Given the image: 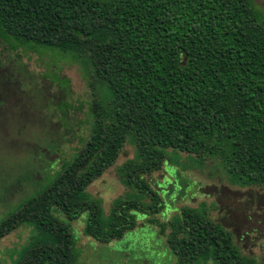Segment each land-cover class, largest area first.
I'll return each instance as SVG.
<instances>
[{
	"label": "trees",
	"instance_id": "1",
	"mask_svg": "<svg viewBox=\"0 0 264 264\" xmlns=\"http://www.w3.org/2000/svg\"><path fill=\"white\" fill-rule=\"evenodd\" d=\"M0 42L8 59L22 50L55 67L50 77L66 92L63 65L90 60L111 97L95 103L94 128L76 157L0 223V241L22 226L48 235L19 264H77L71 223L84 213V234L101 243L154 226L174 264H262L206 202L161 219L158 185L177 157L179 174L207 173L211 163L227 185L264 189V12L254 0H0ZM128 144L134 157L116 170L124 193L105 217L88 188ZM162 170L153 186L148 176Z\"/></svg>",
	"mask_w": 264,
	"mask_h": 264
},
{
	"label": "rangeland",
	"instance_id": "2",
	"mask_svg": "<svg viewBox=\"0 0 264 264\" xmlns=\"http://www.w3.org/2000/svg\"><path fill=\"white\" fill-rule=\"evenodd\" d=\"M254 1L264 12V0ZM6 48L0 42V76L6 80L0 81V223L47 188L76 157L94 128L95 103L107 105L111 99L106 86L93 80L90 60L63 65L60 76L70 80L66 92L52 81L55 67L49 70L36 55H25L22 50L18 58L11 54L8 59ZM134 154L135 148L126 145L117 163L88 188L102 199L105 217L124 193L116 170ZM170 160L173 163H165L169 177L158 184L164 189L166 206L159 217H171L180 205L197 207L206 202L209 209L213 207L211 218L234 233L242 252L264 264V189L227 185L211 172V163L207 173L179 174L177 165L184 163L177 157ZM164 177V170L148 176L153 186ZM88 217L84 213L71 223L81 253L77 264H174L172 251L154 226L146 224L120 240L101 243L84 234ZM144 219L138 215V220ZM47 236L33 226L18 228L0 241V264H19Z\"/></svg>",
	"mask_w": 264,
	"mask_h": 264
}]
</instances>
